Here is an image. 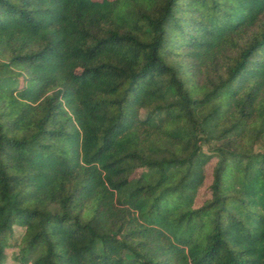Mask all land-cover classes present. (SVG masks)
<instances>
[{
	"label": "trees",
	"instance_id": "obj_1",
	"mask_svg": "<svg viewBox=\"0 0 264 264\" xmlns=\"http://www.w3.org/2000/svg\"><path fill=\"white\" fill-rule=\"evenodd\" d=\"M12 247L264 264V0H0V264Z\"/></svg>",
	"mask_w": 264,
	"mask_h": 264
},
{
	"label": "rangeland",
	"instance_id": "obj_2",
	"mask_svg": "<svg viewBox=\"0 0 264 264\" xmlns=\"http://www.w3.org/2000/svg\"><path fill=\"white\" fill-rule=\"evenodd\" d=\"M203 149L206 150V146L203 145ZM215 163V160L210 161L204 168V173H205V180L203 184L199 187L198 193L196 195L195 199V205L201 204V202L207 198L208 193H207V187L209 186L210 180H211V172L213 165ZM16 234L14 237V240L19 238V231L16 230ZM7 261L6 264H14V254L17 252V248L12 247L10 249H7Z\"/></svg>",
	"mask_w": 264,
	"mask_h": 264
}]
</instances>
